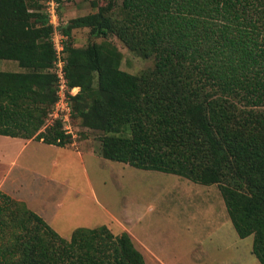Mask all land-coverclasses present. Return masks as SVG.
<instances>
[{
  "label": "trees",
  "instance_id": "16d2710c",
  "mask_svg": "<svg viewBox=\"0 0 264 264\" xmlns=\"http://www.w3.org/2000/svg\"><path fill=\"white\" fill-rule=\"evenodd\" d=\"M46 2L0 0V60L27 70L0 72V136L64 147L71 137L59 122L41 131L57 101ZM111 8L62 29L65 79L79 88L71 124L105 133V160L219 185L234 231L252 236V254L264 264V0H121L122 19ZM81 28L153 57L154 78L119 70L97 44L71 47ZM0 264L145 261L126 232L81 227L65 239L0 191Z\"/></svg>",
  "mask_w": 264,
  "mask_h": 264
},
{
  "label": "rangeland",
  "instance_id": "374dc122",
  "mask_svg": "<svg viewBox=\"0 0 264 264\" xmlns=\"http://www.w3.org/2000/svg\"><path fill=\"white\" fill-rule=\"evenodd\" d=\"M110 2L111 18L122 19L121 0L59 3L57 19H50L51 42L72 19L94 14ZM70 44L74 48L97 44L117 58L119 70L154 78V58L140 57L114 34L95 36L89 28L75 29ZM26 71L14 61L0 60V72ZM55 81V93L71 101L73 96L59 90L57 77ZM72 88L76 95L79 88ZM53 118L47 116L41 131ZM71 126L75 138L64 147L22 139L20 148L19 142L0 136V181L6 174L3 190L24 202L61 237L69 239L76 228L106 226L116 236L126 232L145 264H259L252 254V236L240 239L234 231L219 185L202 186L105 160L98 155L105 133L85 128L77 120ZM119 133L125 135L127 127Z\"/></svg>",
  "mask_w": 264,
  "mask_h": 264
},
{
  "label": "built area",
  "instance_id": "2783aa9c",
  "mask_svg": "<svg viewBox=\"0 0 264 264\" xmlns=\"http://www.w3.org/2000/svg\"><path fill=\"white\" fill-rule=\"evenodd\" d=\"M58 7V3H56L55 0H47L46 2V9L45 12L49 16V22L51 23V16H53L54 19H57V10L56 8ZM52 24V23H51ZM58 39H55L53 44V48L55 49L56 52V60L54 61L53 64V69L56 77L59 80V90L63 91L66 90L67 93L70 96H74L75 94L73 93V90L76 88H70L69 90L67 89V80L65 79V71H64V65L65 62L62 59V53H63V48H64V40L65 37L63 35H59L57 37ZM69 88V87H68ZM78 89V88H77ZM57 94V101L53 105L51 111L48 114V117H54V121H58L61 125V130H63L65 135H69L72 139L75 138L73 137L72 133V126H71V101L69 100V97L61 96L59 93ZM59 96V99H58ZM54 121H51L50 126H53ZM53 122V123H52ZM48 124V121H47ZM49 126V127H50Z\"/></svg>",
  "mask_w": 264,
  "mask_h": 264
},
{
  "label": "crops",
  "instance_id": "0c3cea01",
  "mask_svg": "<svg viewBox=\"0 0 264 264\" xmlns=\"http://www.w3.org/2000/svg\"><path fill=\"white\" fill-rule=\"evenodd\" d=\"M3 137H4L5 139H8V140H12V141H15V142H19L20 144H18L17 146H20V148H23V145H24V144L22 143V139H19V138H10V137H5V136H3ZM15 142L11 143V146H12V147H14ZM39 143H40V144H43V143H41V142H39ZM5 176H6V174L3 175V178H2V180L0 181V191L10 196V194H8L6 191L3 190V185H4ZM10 197H11V196H10ZM11 198H12V197H11ZM13 199H14V198H13ZM15 200H17V199H15ZM19 201H20V200H19Z\"/></svg>",
  "mask_w": 264,
  "mask_h": 264
}]
</instances>
